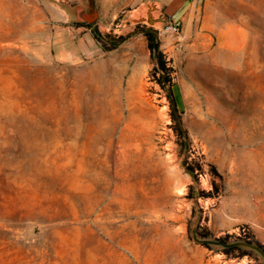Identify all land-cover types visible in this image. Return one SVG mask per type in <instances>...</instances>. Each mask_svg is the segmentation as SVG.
<instances>
[{"label":"rangeland","instance_id":"obj_1","mask_svg":"<svg viewBox=\"0 0 264 264\" xmlns=\"http://www.w3.org/2000/svg\"><path fill=\"white\" fill-rule=\"evenodd\" d=\"M4 2L0 264H264V0Z\"/></svg>","mask_w":264,"mask_h":264},{"label":"water","instance_id":"obj_2","mask_svg":"<svg viewBox=\"0 0 264 264\" xmlns=\"http://www.w3.org/2000/svg\"><path fill=\"white\" fill-rule=\"evenodd\" d=\"M89 9H90V15L89 16L85 17L81 12L78 13V15H80L84 18V22H86L88 24L94 22V20L96 18V13H95V10L93 8V0H90ZM157 9H158V7L154 3H152L151 5L148 6L146 17L139 16L138 18H131L130 20L133 22L146 21L150 24H158V22H162L161 24H163L167 21L163 15H158L157 17H155L153 15V11L157 10ZM155 48H157V46H155ZM239 244L250 246V247L256 248L257 250L261 251L259 248L255 247L249 243H239ZM262 254L264 255L263 252H262Z\"/></svg>","mask_w":264,"mask_h":264},{"label":"built area","instance_id":"obj_3","mask_svg":"<svg viewBox=\"0 0 264 264\" xmlns=\"http://www.w3.org/2000/svg\"><path fill=\"white\" fill-rule=\"evenodd\" d=\"M182 23L179 20H167L158 29L159 35H178L181 31Z\"/></svg>","mask_w":264,"mask_h":264},{"label":"trees","instance_id":"obj_4","mask_svg":"<svg viewBox=\"0 0 264 264\" xmlns=\"http://www.w3.org/2000/svg\"><path fill=\"white\" fill-rule=\"evenodd\" d=\"M145 34H146L147 38L149 39L150 43H153V42H156V41H157V37H156L155 33L152 32L151 30L145 31ZM94 36H95L97 39H99V35H98L97 33H95ZM162 66H163V63H162V62L159 63V64H157V66H156V72H162V69H161ZM171 95H172V94H171ZM173 103H175V102H174V99H173ZM173 107H174V106H173ZM173 116H174L175 121H177V125H178V128H179V131H180L182 134H185V131L183 130V127H182L181 121H180V119H179V118L176 116V114H175V110H174V112H173Z\"/></svg>","mask_w":264,"mask_h":264},{"label":"crops","instance_id":"obj_5","mask_svg":"<svg viewBox=\"0 0 264 264\" xmlns=\"http://www.w3.org/2000/svg\"><path fill=\"white\" fill-rule=\"evenodd\" d=\"M185 3V1H184ZM182 3L181 5H170L169 9L167 10V14L171 16V20H179V15L182 12Z\"/></svg>","mask_w":264,"mask_h":264},{"label":"bare ground","instance_id":"obj_6","mask_svg":"<svg viewBox=\"0 0 264 264\" xmlns=\"http://www.w3.org/2000/svg\"><path fill=\"white\" fill-rule=\"evenodd\" d=\"M9 13H10V11H9L8 5L4 2V0H0V27L5 25L3 22V20H4L3 18L8 16Z\"/></svg>","mask_w":264,"mask_h":264}]
</instances>
